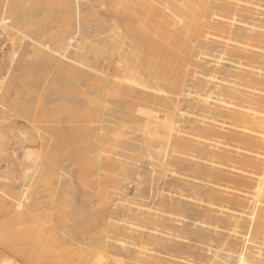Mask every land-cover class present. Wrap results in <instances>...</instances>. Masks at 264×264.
Masks as SVG:
<instances>
[{"label":"rangeland","instance_id":"1","mask_svg":"<svg viewBox=\"0 0 264 264\" xmlns=\"http://www.w3.org/2000/svg\"><path fill=\"white\" fill-rule=\"evenodd\" d=\"M13 1L8 0L11 5L0 0L4 3L0 6V183L5 184H0L1 264H264V204L258 202L254 209L263 213L258 229L250 223L254 219V207H249L254 205L252 199L245 198L259 187L264 192V123L256 126L253 121L258 117L264 122V46L245 43L252 34L247 29L255 28V18H264V0H199L206 3L203 13L210 11L206 18H213L209 21L212 23L202 31L194 26L185 36L178 31L177 23H165L166 41L159 45L158 54L174 51L171 61V54L165 55V67L170 70L169 63L174 62L172 75L178 69L180 72L173 77L168 72L169 88L164 80L151 81L147 73L141 76L147 88L140 87V82L121 72L131 42L124 39V30L118 24L125 20L114 8L119 0H15L17 9L11 7L15 12L8 7L15 5ZM174 1L181 4L186 0ZM138 6L133 15L143 16L144 28L151 31L169 14L167 4L160 12L149 8L147 2ZM261 31L264 33V28ZM219 32L226 34L217 38ZM227 48L237 52L226 53ZM214 61L219 65L213 66ZM237 65L239 71L263 74L259 83L249 84L253 90L239 85L241 91H250L243 92L245 98L238 100L239 104L223 97L235 105L226 102L232 108H216V112L212 102L221 90H213L212 84L221 82L218 77L230 80L228 72H238ZM190 69L192 74L188 73ZM212 73L220 74L215 76L216 82L205 80ZM122 84L154 100L165 96L174 101L150 104L154 106L139 119L132 118L129 112L139 103L123 94L119 89ZM200 91L206 93L204 96L210 94V107L196 105V95L204 98ZM254 96L260 100L256 102ZM233 107L244 113L239 116ZM151 109H157L161 117L155 112L151 115ZM174 109H179L178 114ZM196 109L200 112L193 115ZM179 114L190 118L185 122L179 116L187 128L204 118V123L196 126L205 130L214 124L210 132L217 133H211V138L198 147L199 136L193 132L192 136L184 135L186 126L169 121ZM250 116L255 117L251 122L246 118ZM170 124L174 128L182 126L180 133L189 135L188 139L197 138L193 142L197 148L185 152L177 143L180 137L171 140L164 132ZM110 131L115 137L109 135ZM207 140L220 146L216 143L217 148H209ZM219 147L225 149L221 152L231 154L224 152L227 157L221 156ZM208 155H212L214 164L205 160ZM213 192L219 198L210 200L208 195ZM216 209H221L224 216L232 214L230 219L225 216L229 222L237 216L239 234L231 232L232 225L228 226L224 217L222 223L215 217L206 218L209 213L217 216L221 210ZM150 219L154 221L148 222ZM252 239L259 242L255 240L256 245L251 247Z\"/></svg>","mask_w":264,"mask_h":264},{"label":"bare ground","instance_id":"2","mask_svg":"<svg viewBox=\"0 0 264 264\" xmlns=\"http://www.w3.org/2000/svg\"><path fill=\"white\" fill-rule=\"evenodd\" d=\"M4 1V0H3ZM15 1V0H14ZM13 1V2H14ZM21 1V0H20ZM26 1V0H25ZM115 2H117L118 0H114ZM19 2V1H18ZM29 2H31V1H29ZM108 2H110V0H108ZM111 2H112V0H111ZM140 2H144V3H146L147 2V6L149 7V8H153V10H155V11H157V12H160L163 8H162V6H163V4H167L168 5V8H169V14L168 15H165V17L163 18V19H160L157 23H156V25L155 26H153V27H151V28H153L154 30H149V29H145L144 28V25L142 24V17L143 16H137V17H135L134 15H133V13H132V11H134L135 9H138L137 7H139L138 6V4L140 3ZM7 3H10V2H8V0H7ZM15 3V5H13V6H11L12 5V3H10L11 5L9 6L8 4V7L10 8V9H12V11H14V9L13 8H11V7H15L16 8V5L18 4H16V2H14ZM13 3V4H14ZM59 4L61 3V2H58ZM58 3H54V4H56V5H58V6H60ZM112 3H114V2H112ZM1 4H3L2 6L4 7V3L2 2V3H0V6H1ZM53 4V5H54ZM65 4V3H64ZM206 5V3H200L199 2V0H186L184 3H181V4H179V2L177 3L176 1H174V0H119L118 2H117V4L115 3V5H114V8L117 10V11H119V12H121L120 14H122L124 17H125V20H123L122 22H120V23H118L120 26L122 25V28H123V30H124V39L125 38H128L129 40H130V42H131V47H130V50L127 52V56H126V60H127V64L126 65H124L123 63V65H124V67H122L123 65H121V64H119V65H121V68H123V71H121V72H125V73H128V77H129V79L130 78H134V80H135V82H140V87H144V88H147V85H146V82L145 81H143L142 79H141V76H142V74H144V73H147L148 74V76H149V78H150V80L151 81H154V82H161V81H163V83L165 82V83H167L168 84V88H169V85L171 86V84H170V82L168 83V81H169V77H168V72L169 71H171L170 73H171V76L173 77L174 76V74H177V73H180L178 70L176 71L177 73H174L173 75H172V64H174V62H170L169 64H171V66H170V70H168L169 68L167 67H165V61L167 60H165V58H166V56H170V54H171V57H168L169 59L171 58L172 59V56H173V53H171V51H169V52H167V53H169L168 55H166L167 53H162V55L160 56L159 54H158V48H160L159 47V45L160 44H162L163 42H165L166 41V35H165V33H164V29H165V26H164V24L165 23H167V22H170V23H177L178 24V31L183 35V36H185L186 34L188 35V34H190V32H189V30H191V28H194V26L196 27V28H198L199 30H203V27L205 26V25H207V27H208V25H210L211 23H209V21H211V20H213V18H210L209 20L206 18L209 14V12L210 11H207V12H205V13H203V9H206L205 7H203V6H205ZM207 4H210V6H211V3H207ZM213 4L214 3H212V6L211 7H213ZM7 5H6V9L8 8L7 7ZM23 5V4H22ZM24 5H25V2H24ZM30 5H31V3H30ZM34 4H32V6H33ZM62 5V4H61ZM214 5H216V4H214ZM29 6V5H28ZM55 6V5H54ZM53 6V7H54ZM66 6V5H65ZM2 7V8H3ZM18 7V6H17ZM31 7V6H30ZM52 7V8H53ZM62 7H64L63 5H62ZM1 8V7H0ZM54 8H57V6H55ZM17 9V8H16ZM15 9V10H16ZM58 9V8H57ZM56 10V9H55ZM214 10V9H213ZM240 10V9H239ZM242 10V9H241ZM240 10V11H241ZM7 11H9V9L7 10ZM54 11V10H53ZM205 11V10H204ZM212 11V10H211ZM220 11V10H219ZM246 12H248V13H250V10H248V9H246L245 10ZM15 12V11H14ZM118 12V13H119ZM131 12V13H130ZM9 13V12H8ZM11 13V12H10ZM13 13V12H12ZM150 13H152V12H150ZM208 14V15H207ZM211 14V13H210ZM7 16V15H6ZM12 16V15H11ZM70 16V15H69ZM69 16H67V17H69ZM68 19V18H67ZM70 19V18H69ZM68 19V20H69ZM255 20L257 21V23L256 24H254V27L256 28H248L247 30H249L250 31V33H251V31H252V34H250V35H248L247 37H246V39H245V43L246 44H257V45H261L262 47L264 46V33L261 31V29H263L264 28V18H259V17H256L255 18ZM66 22V21H65ZM207 23H209V24H207ZM117 24V25H118ZM118 27V26H117ZM149 27V26H148ZM115 28V27H114ZM122 28H120L121 30H122ZM247 28V27H246ZM118 30H119V27L117 28ZM116 29V30H117ZM207 29V28H206ZM210 31H212V30H210ZM119 33V32H118ZM122 33H123V31H122ZM136 34H139V36H135ZM224 34H226L225 32H219V36H217V38L218 37H222ZM123 35V34H122ZM228 35H229V33H228ZM135 36V37H134ZM122 37V36H121ZM122 37V38H123ZM226 45V44H225ZM225 45H224V47H225ZM228 46V45H227ZM230 46H228V48H229ZM232 47V46H231ZM226 49V53H230V51H235V52H237V50L236 49ZM234 48V47H233ZM118 49V48H117ZM230 50V51H229ZM122 50H120V52L119 53H121L122 54V52H121ZM191 51V50H190ZM193 51V50H192ZM227 51H229V52H227ZM117 52H118V50H117ZM172 52H174V51H172ZM161 54V53H160ZM166 55V56H165ZM164 56V57H163ZM171 59L170 60H168V61H171ZM125 60V61H126ZM124 61V62H125ZM219 65V62H217V61H214V63H213V66H218ZM120 67V66H119ZM237 67V69H236V71L239 69V67H238V65L236 66ZM121 68H119L120 70H121ZM176 68H177V66H176ZM218 68V67H217ZM219 68H220V66H219ZM195 69V68H194ZM168 70V71H167ZM217 69L215 68V71H216ZM219 71H221V70H219ZM190 72V74H192V72H193V70L191 71V69H190V71H188V73ZM222 73V72H221ZM123 74V73H122ZM196 74V71L194 72V75ZM213 74V73H212ZM208 75L209 76V78L208 79H205V80H211V79H214V81H215V76H216V78L220 75L219 73V75L217 76V75H215L214 76V74H215V72H214V74L213 75ZM261 74H263V73H259V72H252V70L251 71H249V70H247V71H242L241 70V68H240V71L238 70V72H231V73H229L228 72V78L230 79V80H226V78H224L225 80H222L223 79V77L221 78V80H220V78L218 77V79H219V81H221L220 83H224L225 82V84H220V83H218V82H216V83H214V84H212V86L214 85V89L213 90H215V89H220L221 90V94L219 95V93H217L218 94V96L214 99V102H212V107L216 110V108H217V110H219V109H221V108H223V109H230V108H232V107H230V106H228L227 104H226V102L227 101H225V100H227L226 98H228V100H229V98L231 99V101H232V99H234V101L235 102H237L236 104H239L240 103V101H241V99H243V98H245L244 97V93L243 92H246V91H241L242 89H241V87H239V85L241 84V83H243L244 85L243 86H247V88L249 87V86H251V85H249V84H256L257 82L259 83V81H258V79H260L259 78V76H261ZM121 75V74H120ZM120 75H119V77L118 78H120ZM188 75V74H187ZM225 75V74H224ZM122 76V75H121ZM124 76V75H123ZM179 76V75H178ZM221 76H223V74L221 75ZM220 76V77H221ZM169 78V79H168ZM123 79V78H122ZM121 78H120V80H122ZM124 79L126 80V77L124 76ZM134 80H133V82H134ZM106 81V80H105ZM124 81V80H123ZM213 81V80H212ZM212 81H210V83L212 82ZM218 81V80H217ZM104 81L102 80V83H103ZM122 82V81H121ZM130 82V84H132L131 83V81H129ZM204 83L206 82V81H203ZM261 82V81H260ZM106 83V82H105ZM118 83V82H117ZM173 83V82H172ZM228 85H227V84ZM119 84H120V82H119ZM137 84V83H136ZM139 84V83H138ZM174 84V83H173ZM172 84V85H173ZM200 84V83H199ZM207 84H209V83H206V84H202V85H207ZM123 85V84H122ZM166 85V84H165ZM182 85V84H181ZM260 85H261V83H260ZM105 86H106V84H105ZM175 86V85H174ZM240 88V90L238 89V87ZM242 86V87H243ZM245 86V87H246ZM173 87V86H172ZM171 87V88H172ZM204 87V86H203ZM252 87L253 86H251L249 89H252ZM105 88V87H104ZM108 88V87H107ZM198 88V87H197ZM197 88H195V89H197ZM201 88V87H200ZM122 92H123V94L125 95V96H127L128 98H131V99H133V100H136V103L138 102L139 104H137V105H135V104H133V105H135L134 107H133V109H132V112H129L130 113V116L132 117V118H134V116H136V117H138V119H139V117H140V115H143L146 111H147V109H148V107H151V106H154V105H156V104H159V105H162V104H165V103H169V102H173V101H168V99H167V97L166 98H164V97H162V98H160L159 96V99H157V100H154L150 95H148V94H144V93H142L141 95H139V93L138 92H136V90L134 91V90H132L129 86H121V88H119ZM253 89H254V87H253ZM252 89V90H253ZM107 90V89H106ZM143 90V89H142ZM201 90V89H200ZM205 90H207L206 88H205ZM246 90H248V89H246ZM108 91H109V89H108ZM133 91L134 92H136L138 95L137 96H135V95H133ZM193 91H196V90H193ZM193 91H192V93H193ZM199 91V90H198ZM218 92H219V90H217ZM110 92V91H109ZM191 92V91H190ZM190 92L188 91V93L190 94ZM204 92V91H203ZM202 92V93H203ZM250 91H247L246 93H249ZM112 93V92H111ZM194 93H197V91L196 92H194ZM193 93V94H194ZM201 91H200V93H198V94H200V96H201ZM205 93V92H204ZM204 93L202 94L203 96H204ZM252 93V92H251ZM251 93H250V98H249V94H247V96H248V99L250 100L251 99ZM206 94V93H205ZM1 95V94H0ZM210 95V94H209ZM209 95H207V96H204V98L203 99H199V97L196 95L195 97H196V99H197V104L196 105H198V106H200V108L201 107H205V104H209V103H211L210 101H208V100H210V96ZM253 95H254V93H253ZM192 96V95H191ZM202 96V97H203ZM186 97V96H185ZM201 97V98H202ZM223 97H226L225 99L223 98ZM254 97H256V96H254ZM127 98V99H128ZM155 98V97H154ZM183 98V97H182ZM253 98V97H252ZM257 98V97H256ZM188 99H193V98H188ZM196 99H194V101H196ZM258 100H256V102L257 101H259L260 100V98H257ZM182 100V99H181ZM238 100H240L239 102H238ZM248 100V101H249ZM130 101V100H129ZM189 101V100H188ZM188 101H182V103L183 102H185V104H186V102H188ZM253 101H254V99H253ZM128 102V101H127ZM190 102V101H189ZM250 103H251V101H249ZM180 103V102H179ZM227 103H229V104H231V103H233V102H231L230 103V101L229 102H227ZM253 103V102H252ZM251 103V104H252ZM127 105H128V108H129V110H131V105L130 104H128V103H126ZM150 104H154V105H150ZM188 104V103H187ZM254 104H257V103H255V101H254ZM259 104H261V103H259ZM127 105H126V107H127ZM147 105H150V106H147ZM166 105V104H165ZM195 105V106H196ZM211 105V104H210ZM233 105H235V103H233ZM242 105V104H241ZM156 106H158V105H156ZM188 106V105H187ZM195 106H193V105H191V107H195ZM198 106H196V107H198ZM256 106V105H255ZM262 106V105H261ZM20 107H21V105H20ZM19 107V108H20ZM24 107V106H23ZM26 107V106H25ZM24 107V108H25ZM160 107V106H159ZM191 107H189L188 106V108H191ZM208 107H210L209 105H208ZM227 107H230V108H227ZM241 107V106H240ZM27 108V107H26ZM173 108V107H172ZM174 108H176V107H174ZM179 109H180V107H178ZM200 108H198V109H200ZM206 108H207V106H206ZM234 108V107H233ZM237 108V107H236ZM236 108H234L235 110H236ZM249 108V107H248ZM261 108V107H260ZM155 109V108H154ZM154 109H151V111H153V114H151V115H155V114H157V116H159V117H161L159 114H158V112H156V111H158L157 109L156 110H154ZM177 109V108H176ZM178 109V110H179ZM194 109V108H193ZM198 109H196L197 110V112H195V113H192L193 115H195L196 113H198ZM233 109V110H234ZM241 109V108H240ZM128 110V111H129ZM175 110V109H174ZM178 110L176 111V113L178 112ZM212 110V109H211ZM217 110H216V112H217ZM235 110H234V112H235ZM262 110V109H261ZM168 111V110H167ZM213 111V110H212ZM211 111V112H212ZM222 111H224V110H222ZM226 111H228V110H226ZM230 111V110H229ZM231 111H232V109H231ZM237 112H236V114L238 113V115L239 116H241L240 114L244 111H242V109H241V113L239 114V112H240V110H239V112H238V109L236 110ZM246 111V110H245ZM248 111H249V109H248ZM248 111H246L247 112V115L246 116H248L249 114V112ZM154 112H155V114H154ZM179 112H181V111H179ZM200 112V111H199ZM210 112V113H211ZM219 112V111H218ZM152 113V112H151ZM175 113V114H176ZM187 113V112H186ZM209 113V114H210ZM244 113V112H243ZM242 113V114H243ZM253 113H254V111H253ZM256 113V112H255ZM261 113V112H260ZM14 114V113H13ZM27 114V113H26ZM34 114V113H33ZM178 114V113H177ZM180 114H183V112H181ZM180 114L177 116V115H172L171 116V119H169V121L171 122V123H175L176 121H178L177 123L178 124H186L185 122H186V120L185 119H187V118H184L185 116H187V115H190V114H188L187 113V115L185 114V116H180ZM226 114V113H225ZM230 114H231V112H230ZM4 115H6V114H4ZM3 115V116H4ZM15 115H18L17 113L15 114ZM15 115H10L9 116V118L12 116H15ZM138 115V116H137ZM147 115H149L148 113H147ZM147 115H146V117H147ZM184 115V114H183ZM196 115H198V114H196ZM199 115H201V113L199 114ZM212 115V114H211ZM210 115V116H211ZM216 115V114H215ZM220 115V114H219ZM234 115V114H233ZM254 115H257V114H254ZM2 116V115H1ZM0 116V117H1ZM32 116V115H31ZM37 116V115H36ZM130 116H128L129 118H130V120H133L134 122H135V119H131V117ZM157 116H155V117H157ZM183 117L184 118V120H185V122H184V120H181L180 119V117ZM231 116V115H230ZM261 117H262V115H260ZM16 117V119H17V117L18 116H15ZM142 117V116H141ZM145 117V118H146ZM149 117H151V116H149ZM195 117H197V116H195ZM194 116H193V118H195ZM228 117H229V115H228ZM5 118V117H4ZM29 118V117H28ZM28 118H26V119H28ZM153 118H154V116H153ZM152 118V119H153ZM179 118V119H178ZM182 118V119H183ZM192 118V119H193ZM212 118H213V116H212ZM238 118H240V117H238ZM246 118H251V116L250 117H246ZM255 117H253V118H251L250 119V122H251V120H253ZM258 118V117H257ZM257 118H255L253 121H254V123H256V126L257 125H260V124H258L259 122L260 123H262V125H263V123L264 122H262L263 121V119L261 120V118H259V119H257ZM20 119H21V117H20ZM25 119V120H26ZM140 119H142V118H140ZM198 119V118H197ZM199 119H201V123H199V124H203L204 122V118L202 119V118H199ZM214 119H216V116H214ZM33 120V119H32ZM35 120V119H34ZM43 120V119H42ZM136 120H137V118H136ZM153 120H155V119H153ZM187 120H189L190 121V118L189 119H187ZM196 120V119H195ZM249 120V119H248ZM260 120V121H259ZM37 121V120H36ZM138 121V120H137ZM147 120H145V122H146ZM183 121V122H182ZM189 121H188V123H189ZM218 121V120H217ZM220 121V120H219ZM26 122V121H25ZM28 122V121H27ZM139 122V121H138ZM140 122H143V119H142V121L140 120ZM182 122V123H181ZM206 122V121H205ZM236 122V121H235ZM34 123V122H33ZM233 123H234V121H233ZM232 123V124H233ZM237 123H240V122H237ZM237 123H234V124H237ZM27 124H29V123H27ZM31 124H32V122H31ZM190 124H192V123H190ZM189 124V125H190ZM196 124H198L197 123V121H196V123H194V125L196 126ZM198 124V125H199ZM208 124V123H207ZM220 124H221V121H220ZM222 124H224V123H222ZM221 124V125H222ZM234 124H233V126H234ZM247 124H249V122L247 123ZM38 125V124H37ZM194 126L193 127V124L191 125L192 127H190L191 129H192V131H190V128L188 127L187 128V126H188V124H187V126L186 125H182V126H186V128L185 129H188V131H190V132H188V131H183V127L182 126H178V127H175L174 128V126L175 125H169V127H166L167 129L164 131L165 132V134H168L169 136H171V140H173L174 138H176V137H178L177 139H179V137L181 138V139H179V140H181V141H178L177 143L178 144H181V146H183V148H185L186 150H185V152L186 151H188L189 153H191V151L190 150H192V149H194V148H197V145L198 144H201V145H204V144H202V142L203 141H205V139L207 138H211V133H212V135H213V132H210L212 129L211 128H214V124H212L211 126H213V127H211L210 125V127L209 126H207V125H205V126H207L206 128H208V130L205 128V130L207 131H205L204 129H200V127H202V126ZM217 125V124H216ZM221 125H219V126H221ZM262 125H260V126H262ZM32 126H33V124H32ZM149 126H151V125H149ZM153 126V125H152ZM177 126V125H176ZM205 126H203V127H205ZM236 126V125H235ZM249 126H252V125H250L249 124ZM34 127V126H33ZM39 127H42V125L41 126H39ZM156 127H158V126H156ZM179 127L180 128H182L181 130L179 129ZM197 127H199V128H197ZM222 127V126H221ZM35 128V127H34ZM38 128V127H37ZM152 128H154V126L152 127ZM176 128L178 129V131L177 132H175L176 131ZM196 128V129H195ZM38 129H40V128H38ZM199 129V130H198ZM215 129V128H214ZM256 129V128H255ZM258 129V128H257ZM174 130V131H173ZM195 131V133H194V131ZM180 131L182 132V133H184V135H186V134H190L191 135V133L193 132V134L192 135H196V136H199V138H200V140H201V138L202 137H205L204 139L202 138V140L199 142L198 141V139L197 138H193V137H190L189 139L190 140H193V141H189V139H188V136H184V135H181V133H180ZM204 131V132H203ZM164 132H162V133H164ZM175 132V133H174ZM205 133L207 134V135H205ZM217 132H216V130H215V134H216ZM108 134V133H107ZM112 135V136H114V134H112V132L110 131V133H109V135ZM177 135V136H174V135ZM180 134V136H178ZM214 134V135H215ZM191 135V136H192ZM213 135V136H214ZM184 136V137H183ZM105 137V136H104ZM107 137V136H106ZM115 137V136H114ZM183 137V138H182ZM235 137V136H234ZM192 138V139H191ZM228 138H229V136H228ZM113 139V138H112ZM186 139H188V141H184V140H186ZM198 142V143H196L195 142V140ZM208 139V140H209ZM233 139V138H232ZM244 139H246V138H244ZM207 140V142H209ZM242 140L243 139H241V143H242ZM254 140V139H253ZM147 141H149V139H147ZM177 141V140H176ZM175 140H174V142H176ZM255 141V140H254ZM183 142H188L187 144H188V146H185V145H187V144H184ZM190 142H192V143H190ZM193 142H195L197 145H195V144H193ZM243 142H245V140L243 141ZM205 143V145H208L206 142H204ZM209 143H211L210 144V147L209 148H217V146H218V142H215V141H213V142H209ZM213 143V144H212ZM216 143H218V144H216ZM115 144V143H114ZM190 144V145H189ZM193 144V145H192ZM107 145H109V144H107ZM200 145V148L202 147ZM251 145V144H250ZM255 145H256V143H255ZM219 146H220V144H219ZM224 146V145H223ZM112 147V146H111ZM198 147H199V145H198ZM225 147V146H224ZM237 147V146H236ZM239 147V146H238ZM241 147V146H240ZM199 148V149H200ZM204 148H207L206 146L204 147ZM209 148H207V149H209ZM220 148V147H219ZM218 148V149H219ZM228 149H229V146L227 147ZM109 149V148H108ZM207 149H206V151H207ZM240 149V148H239ZM243 149V148H242ZM241 149V150H242ZM103 150H105V149H103ZM114 150V149H113ZM222 150H225V149H223V148H220V152L222 151ZM231 150V149H230ZM106 151V150H105ZM193 151V150H192ZM238 151V150H237ZM240 151V150H239ZM244 151V150H243ZM185 152H178L177 154H185ZM208 152V151H207ZM209 152H211V151H209ZM208 152V153H209ZM226 153V151H223V152H221L220 154H221V156H225L226 154L228 155H230L231 153H226V154H223V153ZM227 152H230L229 150H227ZM103 153V152H102ZM108 153H111V152H108ZM207 153V154H208ZM212 153V152H211ZM243 153V152H242ZM245 153H246V151H245ZM251 153V152H250ZM250 153H246V154H250ZM223 154V155H222ZM253 154V153H252ZM100 155V154H99ZM102 155V154H101ZM105 155V154H104ZM228 155V156H229ZM103 156V155H102ZM110 156V155H109ZM108 156V157H109ZM204 156V155H203ZM209 157L208 158H205V160L206 159H208L209 161H207V162H209V163H211L212 162V164H214L215 162L212 160V155H208ZM206 157H207V155H206ZM225 157H227V156H225ZM255 157H257V156H255ZM93 158V157H92ZM92 158H90V160L92 159ZM180 158H182L181 156H179V159ZM209 158H211V159H209ZM86 159H87V157H86ZM221 159H223V158H221ZM89 160V159H88ZM114 160V159H113ZM180 160H183V159H180ZM227 162V161H226ZM108 164V163H107ZM111 164V163H110ZM113 164V163H112ZM230 165V164H229ZM263 166V165H262ZM105 167H107V166H105ZM258 167V166H257ZM127 168V167H126ZM231 168V167H230ZM106 171V170H105ZM112 171V170H111ZM107 172V171H106ZM84 174V173H83ZM114 174V173H113ZM220 176H221V174H220ZM110 177V176H109ZM113 178V177H112ZM110 179V178H109ZM115 179H116V177H115ZM242 180V179H241ZM237 181H239V180H237ZM236 181V182H237ZM262 181V183L264 184V177H263V179L261 180ZM114 182H115V180H114ZM1 185H2V183H0ZM5 184H3L2 186H4ZM7 186H8V184H7ZM263 186V185H262ZM5 188V187H4ZM3 188V189H4ZM8 188V187H7ZM12 189V188H11ZM15 189V188H14ZM233 189V188H232ZM262 189V187L260 188H258V189H256V191L254 192V193H251V194H249V195H245V198H251L252 200H250V202H252V204H254L253 206L251 205V206H249V207H251V209H252V207H254L253 208V211H252V214L254 215V219H253V222L251 221L250 223H251V225L252 224H254L255 226V228H261V224L260 223H262L261 222V220H262V215H263V213H258L256 210V212L258 213H256L255 211H254V209H256V204L258 203V202H262L263 204H264V192H263V190H261ZM234 190H236V189H234ZM3 191V190H2ZM1 190H0V192H2ZM215 191V190H214ZM230 192H233V191H231L230 190ZM5 193H7V192H5ZM234 193H235V191H234ZM230 194V193H229ZM233 194V193H232ZM4 195V194H3ZM2 195V196H3ZM242 195V194H241ZM7 196H8V193H7ZM6 196V197H7ZM10 196V195H9ZM22 196V195H21ZM227 196V195H226ZM239 196V195H238ZM5 197V196H4ZM208 197L210 198V200H213V199H217V198H219V195L217 194V192H213V193H211V195H208ZM221 197V196H220ZM230 197V196H229ZM233 198V197H232ZM244 198V197H243ZM244 198V199H245ZM234 199H236L235 197H234ZM239 199V198H238ZM221 200H223V199H221ZM224 200H226V199H224ZM240 200V199H239ZM18 201V200H17ZM242 201V200H241ZM240 202V201H239ZM15 203V202H14ZM6 205V204H5ZM247 205H249V204H247ZM25 206V205H24ZM17 207V206H16ZM19 207H21L20 205H19ZM207 208V207H206ZM209 208H212V207H208V211H211V210H209ZM244 208V207H243ZM16 209V208H15ZM17 209H22V208H17ZM16 209V210H17ZM214 209V208H213ZM221 210V209H220ZM220 210H215V211H220ZM249 210V209H248ZM260 210H262V209H260ZM263 210H264V208H263ZM18 211V210H17ZM214 210H212V212H213ZM27 212H28V210H27ZM31 212V211H30ZM254 212L256 213V214H254ZM29 213V212H28ZM219 213V214H218ZM218 213H215V214H218L217 216H213V215H211V213H209V215H206L207 217L206 218H213V217H215L214 218V220H216V222L218 221V222H221L222 223V221L224 220V219H227L228 220V218L230 217H233V216H228L227 214L225 215V216H227V217H225L224 216V212L221 210L220 212H218ZM228 213V212H227ZM16 214V213H15ZM24 214V213H23ZM214 214V213H213ZM222 214H223V216H222ZM26 215H27V213H26ZM17 216H19V213L17 214ZM25 216V215H24ZM22 217V216H21ZM222 217H224V219L222 218ZM234 217H236V219H234L233 220V218H232V220H231V222H229L230 220H228L226 223H230L231 225H232V227H231V225L229 224H227L228 226H230L231 228H232V230L233 231H231V232H235L236 233V230L238 229V227H240V225H239V219L237 220V216L235 215ZM262 217V218H261ZM229 218V219H230ZM223 219V220H222ZM151 220H153V219H150L148 222H152ZM209 220H211V219H209ZM154 221V220H153ZM225 221V220H224ZM238 221V222H237ZM150 223H148V224H150ZM225 223V222H224ZM229 230H231V229H229ZM238 231V230H237ZM216 232V231H215ZM214 232V233H215ZM253 232H254V229H253ZM216 233H218V232H216ZM234 234V233H233ZM233 234H232V236H233ZM236 234H239V233H236ZM236 234H235V237H236ZM263 234V233H262ZM226 235V234H225ZM227 235H229V236H231V234H227ZM217 236V235H216ZM220 236H221V234H220ZM222 236H223V234H222ZM228 236V237H229ZM224 237V236H223ZM227 237V236H226ZM228 237H227V239H228ZM234 237V236H233ZM238 237V236H237ZM220 238V237H219ZM231 238V237H230ZM261 238V237H260ZM222 239L223 238H221V241H222ZM226 239V238H225ZM232 239V238H231ZM234 239V238H233ZM240 239H241V237H240ZM240 239H237L236 238V240H240ZM249 239V238H248ZM258 239V238H257ZM257 239H255L256 241H257ZM229 240V239H228ZM254 239H252V240H250V246L252 247L253 245H254V243H256V241H255ZM258 240H260V239H258ZM218 241H220V240H218ZM225 241H227V240H225ZM224 241V242H225ZM240 241H242V240H240ZM244 241V240H243ZM242 241V242H243ZM262 241H263V239H262ZM234 242V241H233ZM242 242H240V243H242ZM248 242H249V240H248ZM257 242H259V241H257ZM223 243V242H222ZM227 243V242H226ZM233 244V243H232ZM236 244V243H235ZM249 244V243H248ZM257 244H259V243H257ZM223 245H224V243H223ZM256 245V244H255ZM254 245V246H255ZM261 245V244H260ZM263 245V244H262ZM213 246V245H212ZM219 246H221L220 244H219ZM237 246V245H236ZM251 247H250V249H251ZM238 248V247H237ZM249 249V250H250ZM256 249V248H255ZM243 250H244V248H243ZM207 251L208 252H210V253H212V250L210 249V248H208L207 249ZM240 251V250H239ZM256 253V252H255ZM213 254H215V253H213ZM252 255H253V253H251ZM212 255V254H211ZM252 255L250 256V257H252ZM255 255V254H254ZM257 255V254H256ZM255 255V256H256ZM230 259V258H229ZM240 259H242V258H240ZM222 260V259H221ZM240 261V260H239ZM264 261V260H263ZM4 262V261H3ZM260 262V261H259ZM2 262H0V264H1ZM192 264H194V263H192Z\"/></svg>","mask_w":264,"mask_h":264}]
</instances>
